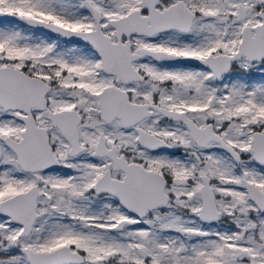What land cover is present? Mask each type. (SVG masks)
I'll use <instances>...</instances> for the list:
<instances>
[{"label": "snow or ice", "instance_id": "obj_1", "mask_svg": "<svg viewBox=\"0 0 264 264\" xmlns=\"http://www.w3.org/2000/svg\"><path fill=\"white\" fill-rule=\"evenodd\" d=\"M0 264H264V0H0Z\"/></svg>", "mask_w": 264, "mask_h": 264}]
</instances>
